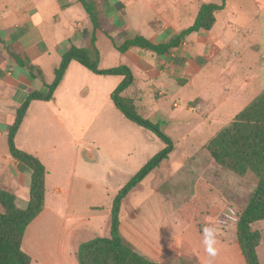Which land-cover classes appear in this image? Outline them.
<instances>
[{"label": "rangeland", "instance_id": "obj_1", "mask_svg": "<svg viewBox=\"0 0 264 264\" xmlns=\"http://www.w3.org/2000/svg\"><path fill=\"white\" fill-rule=\"evenodd\" d=\"M120 1L126 7L125 13L139 11L143 18L152 16L142 1ZM11 4V0H4L0 4V13L2 7H10ZM32 5L31 0L24 1L18 8ZM226 10L230 28L233 34L238 35L236 50H224L219 57L215 54L212 58L204 59V56L199 57L190 52L187 45L191 56L190 70L194 73L189 86L194 88L185 89L182 85H174L165 91L163 97H158L155 88L149 91L152 105L164 104L157 108L160 115L177 118L173 126H163L162 122H154V115L145 118L139 112L142 118L159 124L161 131L173 141V150L168 159L144 177L122 201L119 212L121 235L124 239L131 232L139 240V226L136 225V233L133 232L129 228L130 218L140 213L159 211L164 217V228H176V219L179 220L180 234L182 232L196 250L186 256L173 248L172 253H164L158 258L160 263L208 264L211 260V264H245L233 240L237 217L247 206L255 184L214 163L205 147L211 138L229 126L234 117L264 90V6L254 5L252 0H230ZM252 26H256L258 31L251 32ZM211 35L204 33L194 38L198 42L212 43ZM207 45L208 49L213 50L220 51L223 48L219 43H212V47L209 43ZM104 65H114V62L109 60ZM197 67L202 68L205 74L201 76L199 70H195ZM208 68L213 69L206 71ZM233 82L237 83L239 95L233 97L232 102L227 100L216 108L219 98L214 100L215 97L211 96L218 92L222 94L220 86H230ZM174 103L176 107H173ZM187 107L191 109L189 112H186ZM113 110V116L102 112L96 121L88 120L81 137L76 140L66 137L56 119L40 116L32 122L29 131L32 132V143L42 150L46 148L48 189L61 186L68 190V194L55 197L50 202L55 214H45L27 227L21 249L30 258V264H76L75 252L80 243L108 236L110 208L117 192L150 158L164 148V144L150 130L124 119L117 109ZM13 119L0 113V128L11 125ZM134 128H138V133L132 132ZM23 140H28L26 135ZM85 147L98 150V162L86 163L81 159L80 151ZM3 152H8L5 134L0 136V156ZM199 179L206 181L218 192L208 213V221L213 224L218 236L215 257L208 256L201 243L202 239L176 213L177 208L193 196L194 185ZM251 229L260 234L257 254L260 264H264V222L253 224ZM66 230L69 231V240L73 239L71 245L64 236ZM71 231H74L73 236ZM164 234L168 235L169 231L165 230Z\"/></svg>", "mask_w": 264, "mask_h": 264}, {"label": "crops", "instance_id": "obj_2", "mask_svg": "<svg viewBox=\"0 0 264 264\" xmlns=\"http://www.w3.org/2000/svg\"><path fill=\"white\" fill-rule=\"evenodd\" d=\"M3 1L0 0V4ZM11 1L10 7L1 5L0 13V113L12 118L28 94L46 93L45 86L53 81L54 69L59 65L62 54L72 46L89 48L90 38L94 33L95 48L99 54V68L107 69L125 65L131 70L133 84L122 95L134 100L137 113L141 112L145 118H152L154 115V122H162L163 126L164 124L169 127L173 126L177 118L160 115L157 108L163 107L164 104L154 103L152 105L149 100L151 88L157 89L158 97H163L165 91L173 88L174 85H182L181 87L185 89L194 88V86H189L194 73L190 70L191 56L187 45L190 47V52L208 59L214 57L215 54L218 55L217 57L221 56L224 50L227 52L236 50L235 43L239 42L238 35L233 34L230 28L231 23L226 14L230 0L226 1L224 10L216 13L215 24L210 31L189 35L184 44L164 56H156L150 51L146 54V50L138 48L119 53L116 47L136 35L155 44L161 43L172 34L191 26L201 4L219 3L220 0H135L147 5L146 8L152 12L149 18H143L139 11L125 13L126 7L120 0H100V18L103 21L101 27L107 35L102 31L93 30L78 0H31L33 5L23 9L18 8L21 2L30 0ZM252 3L264 6V0H252ZM255 27H250V31L257 32L258 28L255 29ZM204 33L206 35L212 33V43L222 44L223 48L220 51L208 49L207 44H211L210 47H212L211 42H198V39H195ZM227 44L229 45L226 46ZM4 45L28 58L30 64L35 67L36 76L32 77L28 68H21L12 63L3 50ZM109 60H112L114 65H104ZM7 61L14 67L9 66ZM197 69L201 76L205 74L202 68L197 67L195 70ZM121 80L119 76L95 75L77 62H70L52 99L48 102H30L14 138L15 146L35 156L45 167L46 148L42 150L41 147H36L30 139L32 132L29 131L32 122L40 116L44 119L48 117L56 119L66 137L76 140L81 137L82 129L86 127L88 120L89 122L96 121L102 112L107 113L108 116L114 115L113 109L116 108L110 100V94ZM236 85V82L230 86L222 85L223 87L220 86L222 94L218 92L215 96L210 95L215 97L214 100L219 98V102L217 100L215 104L216 108L226 103L227 100L232 102L234 98H237L240 90ZM173 107H176L175 103ZM190 110L187 107L186 112ZM7 128L8 126L0 128V136L7 135ZM138 131V128L132 130L134 134ZM25 135L28 138L27 141L23 140ZM86 155L89 160L85 158ZM80 156L86 163L99 160V152L94 147L82 148ZM30 177V170L14 162L8 152L1 154L0 189L12 193L16 206L21 210L26 208L29 201ZM47 177L48 173L45 179L44 209L32 222L39 221L45 214H55L56 211L51 209L50 202L55 197L68 194V190L61 186H53L49 190ZM163 218V214L159 211L140 213L130 218L129 228L134 230L133 232H135L136 225L139 226V240L131 232L124 237V240L140 254L155 262H159L158 258L167 249L178 250L182 241L186 242L191 251L195 253V248L190 245L185 235L179 232L181 229L179 220L176 219L177 227L169 230L164 228ZM165 230L169 231L168 235L164 234ZM68 233L69 231L66 230L64 236L68 239L67 243L71 245L73 239L69 240ZM73 233L74 231L70 232L72 236ZM64 249L63 247L62 250Z\"/></svg>", "mask_w": 264, "mask_h": 264}, {"label": "trees", "instance_id": "obj_3", "mask_svg": "<svg viewBox=\"0 0 264 264\" xmlns=\"http://www.w3.org/2000/svg\"><path fill=\"white\" fill-rule=\"evenodd\" d=\"M227 0L219 3L201 4L194 22L188 28L172 34L161 43L136 35L125 41L116 50L125 53L131 48L152 52L156 56L168 55L171 50L185 43L186 38L198 32H208L215 24L216 13L224 10ZM87 14L93 30L102 31L100 18V0H78ZM94 33L90 38L89 48L72 46L62 54L59 65L54 69L53 81L46 85V93L32 92L16 109L14 119L7 128L8 154L12 160L31 172L29 186V201L24 210L15 204L12 193L0 189V264H30V258L22 251L21 244L25 231L44 209L46 169L33 155L18 149L14 138L22 123L31 101L48 102L52 99L70 62L75 61L89 72L99 76H119L121 82L110 94L114 107L130 122L150 130L164 144V148L155 154L141 167L136 174L115 195L109 214L107 237H96L77 246L75 259L77 264H164L149 260L126 242L120 232V208L122 201L150 172L168 159L173 150V141L165 135L158 123H152L142 118L138 113L134 100L122 93L133 84L131 70L125 65L113 68H99V54L95 48ZM8 59L21 68H28L32 77L35 67L28 58L15 53L9 46H2ZM214 163L229 170L235 176L254 182L247 206L240 212L235 224L234 244H237L245 264H260L257 248L260 234L251 226L264 222V90L253 98L235 117L229 126L223 128L205 147ZM218 196L217 190L206 181L199 179L194 185L193 196L181 204L176 213L178 217L190 225L202 239V228L205 225L213 227L208 221V213L212 203ZM214 228V227H213ZM218 238L216 234V239ZM189 256L192 251L186 242L182 241L178 250ZM164 253H172L167 249Z\"/></svg>", "mask_w": 264, "mask_h": 264}, {"label": "clouds", "instance_id": "obj_4", "mask_svg": "<svg viewBox=\"0 0 264 264\" xmlns=\"http://www.w3.org/2000/svg\"><path fill=\"white\" fill-rule=\"evenodd\" d=\"M205 251L207 252L209 257H215L217 254V249L215 248L216 244V230L215 228L205 225L202 228V240ZM208 264H211V260H209Z\"/></svg>", "mask_w": 264, "mask_h": 264}, {"label": "water", "instance_id": "obj_5", "mask_svg": "<svg viewBox=\"0 0 264 264\" xmlns=\"http://www.w3.org/2000/svg\"><path fill=\"white\" fill-rule=\"evenodd\" d=\"M86 154H87V153H86ZM85 158H86L87 160H89V158H88V156H87V155L85 156Z\"/></svg>", "mask_w": 264, "mask_h": 264}]
</instances>
